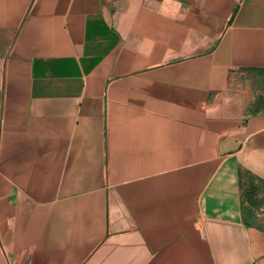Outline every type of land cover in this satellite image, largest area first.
<instances>
[{"label":"crops","instance_id":"crops-1","mask_svg":"<svg viewBox=\"0 0 264 264\" xmlns=\"http://www.w3.org/2000/svg\"><path fill=\"white\" fill-rule=\"evenodd\" d=\"M0 264H264V0H0Z\"/></svg>","mask_w":264,"mask_h":264}]
</instances>
